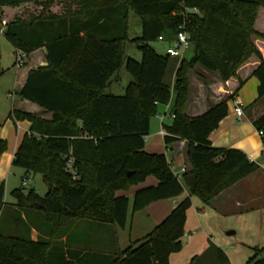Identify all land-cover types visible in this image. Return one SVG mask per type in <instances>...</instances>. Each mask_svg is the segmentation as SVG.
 Wrapping results in <instances>:
<instances>
[{"label": "trees", "instance_id": "obj_1", "mask_svg": "<svg viewBox=\"0 0 264 264\" xmlns=\"http://www.w3.org/2000/svg\"><path fill=\"white\" fill-rule=\"evenodd\" d=\"M262 10L264 0H0L6 40L25 60L44 47L49 64L28 74L18 96L52 114L51 120H42L12 112L14 118L31 123L13 166L24 171L23 180L41 175L47 193L41 197L22 186L14 189V203L7 205L0 185V264H169V257L182 249L191 196L210 204L258 170V164L241 151L217 149L209 141L228 115L227 102L233 95L195 118L186 115V106L189 73L196 66L219 74L227 83L238 79L237 72L252 58L258 65L251 76L258 80L259 99L264 97ZM130 13L139 17L142 28L133 41L128 39ZM180 26L194 49L190 60L173 59L152 48L153 41L172 43ZM127 42L138 45L140 61L125 57ZM173 62L178 66L172 82ZM123 66L132 78L125 94L106 93ZM238 80L234 95L245 83ZM172 100L173 118L163 127V140L166 146L188 144L190 167L182 181L189 196L150 234L122 252L75 247L69 223L124 229L130 208L132 213L141 212L185 192L166 155L145 150L158 107ZM254 126L261 133L264 152V115ZM7 147L0 139V156ZM70 159L72 170L67 169ZM149 177L157 185L137 191L131 205L127 196H118ZM33 230L37 241L31 238ZM209 255L217 264H229L226 253L214 245L203 258ZM246 264H264V247L256 248Z\"/></svg>", "mask_w": 264, "mask_h": 264}, {"label": "crops", "instance_id": "obj_2", "mask_svg": "<svg viewBox=\"0 0 264 264\" xmlns=\"http://www.w3.org/2000/svg\"><path fill=\"white\" fill-rule=\"evenodd\" d=\"M86 19L84 17L81 23ZM81 23H78V26ZM81 31L83 32L80 35L85 37L86 32L83 29ZM169 47L166 48V52ZM262 51L264 54V48ZM179 60H183V56ZM257 65L256 60L252 58L239 69L238 79L245 83L235 95L238 79L223 83L219 74L210 73L200 66H196L189 74L190 94L186 115L190 118L199 117L233 95L234 97L227 102L228 115L209 135V141L217 149L241 151L250 161L258 164V170L223 191L210 204L205 205L197 197L191 196L192 206L186 214L184 237L181 240L182 249L169 257V264H192L198 258L206 256L210 245L225 252L229 264H246L256 248L264 247V152L262 137L254 126L255 120L264 115V97L259 99L258 80L251 76V72ZM48 66L46 49L43 47L32 52L22 68L15 67L14 84L7 85L1 82V79L12 71L2 70L0 73V139L8 144L7 150L0 156V185L3 184L4 188L10 182L14 155L31 129L30 122L14 118L12 112L30 113L42 120L52 119V114L18 96L26 84L28 74ZM177 66L178 62H173L171 65L172 70L169 75L172 82ZM117 78H113L112 83L106 88V93L113 94L110 90ZM235 100L246 107L244 115L240 118L235 112ZM172 103L173 100L167 106L158 107V114L153 118L157 122L152 120L150 122L151 127L146 138L145 150L150 154L166 155L172 171L175 172L181 168L187 171L190 167L186 155L187 142L178 141L171 146H166L164 136L161 135L164 125H171ZM181 182L183 184L182 178ZM156 185L157 180L149 177L140 185L131 187L129 191L119 192L118 196H127L131 205L137 191ZM188 196L189 190L185 187L183 195L174 200H160L137 213H132L130 208L128 222L124 229L96 222L79 221L69 223L68 234L73 239L75 247L83 246L94 252L102 253L122 252L133 242L142 240L150 234L163 219L171 214L174 207ZM37 237L38 233L33 230L32 240L37 241ZM203 259L199 264H217L211 255Z\"/></svg>", "mask_w": 264, "mask_h": 264}, {"label": "rangeland", "instance_id": "obj_3", "mask_svg": "<svg viewBox=\"0 0 264 264\" xmlns=\"http://www.w3.org/2000/svg\"><path fill=\"white\" fill-rule=\"evenodd\" d=\"M25 11L29 12L30 10L25 9ZM260 16L262 20L263 17L262 15ZM128 29H129V35H128L129 41L136 40L138 37L141 36L142 28H141L140 19L134 13H130L129 15ZM172 44L173 43H171L170 41L169 42L153 41V43H151V46L159 54L166 55V48H168L169 45L171 46ZM125 45H126L125 57L134 59L136 61L137 60L140 61L141 51L139 50L138 45L132 44L130 42H127ZM14 52H15V48H13L11 43L6 40L4 33L0 32V73L2 72V70L12 71L10 72V74L6 75L4 78L1 79V82H4V84H7V85L15 83V80L13 78V73H15V67H16ZM193 52H194L193 46H190L187 50H185V52L181 50L183 59L190 60V58L193 56ZM116 77L118 78L112 85L110 92L113 93L115 96H123L125 94L124 93L125 88L132 81V78L128 75L125 69V66L122 67V69L118 72ZM152 121L157 122L156 120H153V119ZM166 122L168 123V120H166ZM10 176L11 177H10L9 185H7L6 188H4L5 190L4 202L7 205L14 203L12 192L14 191V189H17L23 186L22 179L25 177L24 171L14 166H13V171ZM23 188L26 192L29 191L30 189H34L35 192H37L41 197H44L47 193V186L46 184L43 183L41 175H34V176L29 177L27 181V185H24ZM1 225L3 227L4 226L6 227V224L4 222L1 223Z\"/></svg>", "mask_w": 264, "mask_h": 264}, {"label": "built area", "instance_id": "obj_4", "mask_svg": "<svg viewBox=\"0 0 264 264\" xmlns=\"http://www.w3.org/2000/svg\"><path fill=\"white\" fill-rule=\"evenodd\" d=\"M184 29L185 27L180 26L178 33L176 34L174 40L172 41L173 44L169 47V49L166 52L167 55L173 59H181L183 56L181 50L185 52V50H187L191 46V43L189 42V36L187 32L184 31ZM4 31H5L4 27L0 25V32L4 33ZM160 40L162 39L160 38ZM25 58L26 56L21 51L16 52L15 64L18 69L22 68L25 65L24 64ZM234 105H235V112L237 117L238 118L242 117L246 110L245 105H243L237 100H235ZM258 134L261 136L260 132H258ZM161 135L164 136V131L161 132ZM73 164H74V159H70L67 164V169L72 170ZM186 172H187L186 169L181 168L180 170L175 171L174 173L179 179H181ZM22 184L23 186L27 185V180H23Z\"/></svg>", "mask_w": 264, "mask_h": 264}]
</instances>
